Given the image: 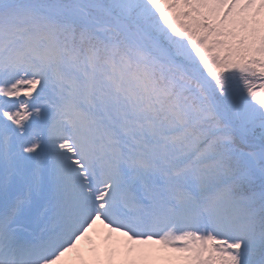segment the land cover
Segmentation results:
<instances>
[{"label":"snow or ice","instance_id":"1","mask_svg":"<svg viewBox=\"0 0 264 264\" xmlns=\"http://www.w3.org/2000/svg\"><path fill=\"white\" fill-rule=\"evenodd\" d=\"M0 264H264V0H0Z\"/></svg>","mask_w":264,"mask_h":264}]
</instances>
